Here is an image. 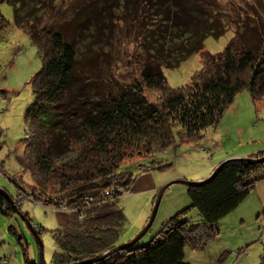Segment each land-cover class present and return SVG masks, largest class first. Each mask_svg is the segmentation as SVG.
<instances>
[{
  "label": "trees",
  "instance_id": "trees-1",
  "mask_svg": "<svg viewBox=\"0 0 264 264\" xmlns=\"http://www.w3.org/2000/svg\"><path fill=\"white\" fill-rule=\"evenodd\" d=\"M2 1L19 11L17 20L30 32L40 59L29 80L33 99L24 109L22 168L33 182H24L21 175L11 180L16 193L68 208L66 226L54 231L60 249L51 264H70L119 244L117 203L135 181L131 168H119L124 159L163 150L175 135L180 142L200 138L242 89L255 100L264 97V19H236V29L220 51L202 49L206 35L217 36L228 24L215 12H226L220 9L221 0H101L98 16L83 15L89 34L67 25L52 0L42 5L45 0ZM25 4L33 15L39 10L43 23L27 27ZM8 23L0 10V35ZM123 39L132 47L118 57L115 48ZM81 43H87L88 55H99L106 63L99 67L101 75H92L78 62L85 54ZM197 50L203 64L190 82L169 85L162 67L176 66ZM119 60L125 70L117 76L113 65ZM73 80L83 85L72 86ZM262 154L264 148L247 156ZM153 162L154 168L170 164ZM262 178L264 160L227 162L210 180L187 187L189 206L202 214L200 221L183 216L187 206L148 243H133L81 264H192L184 258L185 246L203 248L218 234L220 219ZM15 196H10L14 202ZM16 207L0 191V210L8 213ZM4 260L0 256V264H7ZM26 262L39 264V259L26 257ZM257 264H264V253Z\"/></svg>",
  "mask_w": 264,
  "mask_h": 264
},
{
  "label": "rangeland",
  "instance_id": "rangeland-1",
  "mask_svg": "<svg viewBox=\"0 0 264 264\" xmlns=\"http://www.w3.org/2000/svg\"><path fill=\"white\" fill-rule=\"evenodd\" d=\"M96 2L98 4L94 6ZM38 3L32 7H37ZM45 3L50 4V1L45 0L40 4ZM51 3L54 4L53 9L57 14L67 18V25L83 27V34H89L90 31L86 26L88 19L84 20L83 15L89 18L98 16L101 13L98 5H102L101 0H52ZM23 7L27 9L23 19L27 27L33 28L35 24L43 23L39 10L33 15L30 7L28 9L26 4ZM103 7L108 9L107 5ZM220 9L226 11L223 12L224 15L218 13L217 9L215 12L228 20V24L221 34H208L202 41V49L212 53L220 51L227 43L236 29V19H248L250 23L255 22L257 17L264 19V0H221ZM0 10L9 21L0 35V90L4 92L3 96L0 91V188L6 190L10 196L16 194L15 202L13 199L12 201L17 205L16 209L8 213L0 210V256H5L3 263L7 264H28L26 257L29 261L39 259V247L35 235L21 216L24 214L32 219L30 222L33 227L36 226L34 228L37 232L41 229L38 235L43 243L44 264H51L53 253L60 249L54 231L66 226L68 209H60L51 203H34L29 198H19L23 193H16V185L11 180L13 175H21L24 182H33L30 172L22 168L23 137L26 134L24 109L33 99L29 80L39 68L40 59L31 43L30 32L17 20L19 11L15 13L14 5L6 1L0 2ZM79 47L83 52L88 49L87 43H81ZM131 47L132 44L123 39L122 43L116 45L115 51L119 49L118 57H121ZM78 62L92 75L100 72V66L106 65L102 57L91 56L87 52L79 56ZM122 62L119 60L113 65L118 71L117 76L125 70ZM202 64L201 50H197L176 66H163L162 69L167 83L176 86L190 82L192 74ZM78 83L73 80L72 86ZM201 132L200 138L183 142L175 135L174 142L163 150L151 155H135L122 161L119 168H131L135 181L117 203L118 216L122 219L118 243L138 235L147 222L157 193L171 179H196L211 164L215 166L228 157L247 156L263 149L264 97L255 100L247 89H242L224 109L217 123L206 126ZM152 161L154 164H170L164 168H154L151 167ZM145 165L147 169L143 170ZM146 175L148 180H138V177ZM26 183L25 186L28 187ZM187 187L184 183L173 182L163 189L155 216L147 230L134 241L135 245L148 243L165 221L191 204ZM183 216L192 221L202 219V214L194 206H189ZM219 227L218 234L209 239L203 248L193 249L186 245V257L193 258L195 264H211L212 259L213 264L259 262L264 253V178L256 181L246 197L220 219Z\"/></svg>",
  "mask_w": 264,
  "mask_h": 264
},
{
  "label": "water",
  "instance_id": "water-1",
  "mask_svg": "<svg viewBox=\"0 0 264 264\" xmlns=\"http://www.w3.org/2000/svg\"><path fill=\"white\" fill-rule=\"evenodd\" d=\"M263 160H264V154L259 155V156H256V157L255 156L228 157V158L224 159L223 161L219 162L218 164H216L213 167L211 173L208 176H206V177H204L202 179H187V178H183V177L171 179L170 181H168L167 183H165V185L162 186L161 189L159 190V192L157 193V197H156L155 203H154L153 208L151 210V213H150V215H149V217L147 219V222L142 227V229L138 233V235L134 236L133 238H131L130 240H128L126 242L116 244L115 246H113V247H111V248H109V249H107L105 251H102L101 253H98V254L93 255L91 257H88V258H84L82 260L75 261V262L70 263V264H81V263H88V262L97 261V260L102 259L107 254H109V253H111V252H113V251H115L117 249L123 248L124 246H128L130 244H133L134 241L137 239V237L139 235H141L143 232H145L147 230V228L150 226V224H151V222H152V220H153V218L155 216V213L157 211L159 199L161 197V192L163 191V189L168 184L173 183V182H181V183H184L186 185H196V184H199L201 182L210 180L217 173V171L219 170V168L223 164H225L227 162H234V161H263ZM0 191L5 195V197L11 203H13L12 198L10 197V195L3 188H0ZM21 216L25 219V221L27 223V226L30 228V230L32 231V233L35 235V239H36L37 245L39 247V264H44V260H43V243H42V240L39 237L37 230L31 224V222L24 215L21 214Z\"/></svg>",
  "mask_w": 264,
  "mask_h": 264
},
{
  "label": "built area",
  "instance_id": "built-area-1",
  "mask_svg": "<svg viewBox=\"0 0 264 264\" xmlns=\"http://www.w3.org/2000/svg\"><path fill=\"white\" fill-rule=\"evenodd\" d=\"M19 198H21V199L29 198L34 203H41V204H44V205H51L50 202L48 201V198H38V197H34L33 195H26V194L19 195ZM56 206H58V208H60V209H68L62 202H60V204H58Z\"/></svg>",
  "mask_w": 264,
  "mask_h": 264
},
{
  "label": "crops",
  "instance_id": "crops-1",
  "mask_svg": "<svg viewBox=\"0 0 264 264\" xmlns=\"http://www.w3.org/2000/svg\"><path fill=\"white\" fill-rule=\"evenodd\" d=\"M216 165V164H215ZM214 165H210L209 167H207V169L205 170V172L204 173H202V174H198L197 176H196V179H202V178H204L206 175H207V173L210 171V169L213 167ZM182 175V174H181ZM184 178V177H183ZM148 180V178H147V175H146V177H138V180ZM184 258L186 259V260H188L189 262H191L192 264H195V260H192L193 258H188V257H186V255H185V250H184ZM211 259H212V257H211ZM214 263V259H212L211 260V264H213ZM215 264H218V263H215Z\"/></svg>",
  "mask_w": 264,
  "mask_h": 264
}]
</instances>
